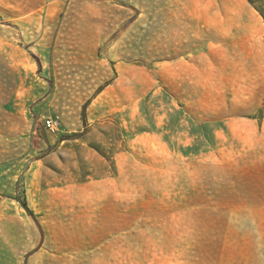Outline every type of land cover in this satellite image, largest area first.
<instances>
[{
  "label": "rangeland",
  "instance_id": "1",
  "mask_svg": "<svg viewBox=\"0 0 264 264\" xmlns=\"http://www.w3.org/2000/svg\"><path fill=\"white\" fill-rule=\"evenodd\" d=\"M252 1L262 13L249 0H59L50 32L0 10L6 77L24 56L42 70L35 40L68 61L50 65L52 102L25 99V113L7 94L0 111V200L21 264H197L222 238L260 239L264 0ZM67 5L85 12L62 22Z\"/></svg>",
  "mask_w": 264,
  "mask_h": 264
},
{
  "label": "crops",
  "instance_id": "2",
  "mask_svg": "<svg viewBox=\"0 0 264 264\" xmlns=\"http://www.w3.org/2000/svg\"><path fill=\"white\" fill-rule=\"evenodd\" d=\"M59 0H0V6H4V8H0V10L4 14H8L9 16L13 17H19L21 18L19 23H25L23 20H30V23H27V26L29 29L34 27L32 25V21L34 19H39V17H44V25L45 30L50 32V28L55 29L58 27V25H55L51 23V20L54 15L56 14L55 9L53 6L54 2H58ZM68 5L71 0H68ZM143 0H140V2ZM12 6V8H7V6ZM66 6V8L62 9V22L65 17H69L70 15H75L77 13L85 12V9H73L70 6ZM89 11V9H88ZM57 12V11H56ZM61 13V11H58ZM93 12V15L101 16L102 9L101 8H94L90 10V13ZM89 13V14H90ZM142 16V17H141ZM146 16V11L143 10L139 13V20L144 23V18ZM24 19H23V18ZM27 17V18H26ZM23 19V20H22ZM69 21V20H68ZM43 24V23H42ZM41 24V25H42ZM63 23H61L62 26ZM41 25L38 27L40 28ZM54 26V27H53ZM21 30H23L21 28ZM91 32V30H89ZM92 31L96 32V25ZM127 31V30H126ZM98 36L95 34H91V37L93 39L101 40V29L98 30ZM190 33L189 30L187 31V35L184 38H189ZM191 38V37H190ZM83 39H86V35H83ZM117 39V37H114V40ZM54 41L50 43L41 42V40H35L33 45H30L28 47V50L30 52L34 51L37 55L40 63L42 64V70H40L38 73H34L31 69L28 67H25L24 65H33L37 63L35 60L30 57H22V58H16V59H10L9 63L14 64L13 67V77H6L5 74V61L6 58L4 57L2 59V62H0V111H5V102L6 97L8 95H13V106L19 107L21 112H25L23 110V106L25 99L31 100L35 97L40 96H47L49 98V102H52L54 95H56V92L59 89H62V84H59L56 82L54 84L53 80L54 77V69L50 65L58 63H68V61L63 60L64 54L63 51H60L62 55H57L55 53V48L52 46ZM52 47V48H51ZM59 54V53H58ZM19 65V66H18ZM61 77L63 78V72L61 71ZM34 97V98H32ZM43 107L39 108L37 107L36 110L40 111V113H43ZM46 131V130H45ZM20 159V158H19ZM18 159V160H19ZM6 170V169H3ZM11 197V196H10ZM9 197V198H10ZM15 198V197H14ZM12 201L17 205L18 213H21V210L24 209V207L21 204L20 199H12ZM25 201V200H24ZM27 203V202H26ZM21 207H20V206ZM28 205V204H27ZM31 207V206H30ZM22 208V209H21ZM32 210V209H31ZM22 211H26L25 209ZM6 200L1 199L0 200V264H21L22 263V248L20 243L18 242V245L16 243H12L11 246L7 245V233L5 231L6 229ZM27 212V211H26ZM9 215L12 216L13 221H11V233L9 236H11V240L15 241L18 239V241L22 238V231L19 230L21 226V216L20 215H13L12 211H9ZM30 215V214H29ZM17 216V220H16ZM32 216V215H31ZM36 227L37 232L40 228L39 222L36 219H33ZM259 231L260 239L255 238H248V237H236V238H222L220 240H217L214 245L213 249H215L211 255L208 254L205 259V262H201V260L197 261V264H264V226L263 228H257ZM41 230V229H40ZM262 232H261V231ZM38 235V234H36ZM239 236V235H238ZM41 235L38 238V241L36 243V247L39 244ZM212 249V250H213ZM38 250H34L28 254V258L37 255ZM27 258V260H28ZM35 257L31 258L30 260L33 261Z\"/></svg>",
  "mask_w": 264,
  "mask_h": 264
},
{
  "label": "built area",
  "instance_id": "3",
  "mask_svg": "<svg viewBox=\"0 0 264 264\" xmlns=\"http://www.w3.org/2000/svg\"><path fill=\"white\" fill-rule=\"evenodd\" d=\"M41 123L46 131L55 132V130L58 128L59 120L53 115H46L43 117Z\"/></svg>",
  "mask_w": 264,
  "mask_h": 264
},
{
  "label": "trees",
  "instance_id": "4",
  "mask_svg": "<svg viewBox=\"0 0 264 264\" xmlns=\"http://www.w3.org/2000/svg\"><path fill=\"white\" fill-rule=\"evenodd\" d=\"M253 5H255V3L252 1V0H249ZM256 6V5H255ZM257 7V9L262 13V9L260 8V7H258V6H256ZM85 105H86V103H84L83 105H82V110H81V118H82V121H83V123H85ZM21 202V204H22V206L24 207V209L30 214V215H32L33 216V211L28 207V205H27V203H26V201H24V200H21L20 201Z\"/></svg>",
  "mask_w": 264,
  "mask_h": 264
}]
</instances>
